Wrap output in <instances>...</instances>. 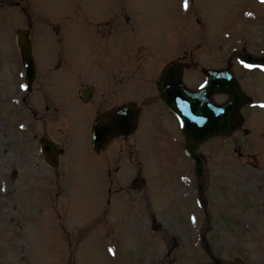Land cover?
Here are the masks:
<instances>
[{
    "label": "rangeland",
    "instance_id": "374dc122",
    "mask_svg": "<svg viewBox=\"0 0 264 264\" xmlns=\"http://www.w3.org/2000/svg\"><path fill=\"white\" fill-rule=\"evenodd\" d=\"M260 3L0 0V264H264V58L242 82L253 98L245 123L192 154L169 111L94 151L100 101L76 96L84 82L110 106L140 105L186 53L200 64L186 72L195 87L203 68L264 52V36L248 29ZM21 29L42 88L30 98ZM45 121L65 142L56 169L40 150Z\"/></svg>",
    "mask_w": 264,
    "mask_h": 264
},
{
    "label": "water",
    "instance_id": "95a60500",
    "mask_svg": "<svg viewBox=\"0 0 264 264\" xmlns=\"http://www.w3.org/2000/svg\"><path fill=\"white\" fill-rule=\"evenodd\" d=\"M19 45L26 75L31 83L35 76L31 42L24 34H20ZM162 82L163 95L173 112L181 117L183 132L189 136V148H196L214 135H227L244 121L238 111L248 99L228 71L212 73L207 87L193 92L182 83L181 72L174 63L165 70ZM217 91L229 93L231 100L222 106L216 104L211 96ZM137 113L136 107L128 104L99 118L94 125L93 147L102 149L115 134L130 135L137 126ZM117 116L124 119L118 124L110 123L111 118Z\"/></svg>",
    "mask_w": 264,
    "mask_h": 264
},
{
    "label": "flooded vegetation",
    "instance_id": "af4514ba",
    "mask_svg": "<svg viewBox=\"0 0 264 264\" xmlns=\"http://www.w3.org/2000/svg\"><path fill=\"white\" fill-rule=\"evenodd\" d=\"M263 7H264V4H263ZM263 12H264V8H263ZM251 26H252V28L254 29L255 32L264 33V14H262V17H261L260 20H257L256 22H253V24ZM232 67H234V64H232ZM234 72L237 74V72L235 70H234ZM77 86H78V90H77L78 92H77L76 96L79 98V100H83V96H82L83 92L86 91L85 95L87 96V91H90L89 90L90 86L86 85L84 82H80V84L77 85ZM153 97L155 98V100L157 102L162 101L159 92H157ZM92 100H91V102H92Z\"/></svg>",
    "mask_w": 264,
    "mask_h": 264
},
{
    "label": "snow or ice",
    "instance_id": "6c2138e0",
    "mask_svg": "<svg viewBox=\"0 0 264 264\" xmlns=\"http://www.w3.org/2000/svg\"><path fill=\"white\" fill-rule=\"evenodd\" d=\"M242 64L244 63L243 60L240 61ZM249 67H252V65H248ZM23 87L27 88V85H24ZM201 87H207V82H205V84L201 85ZM124 119V117H112L110 120V123L112 124H118L120 123L122 120Z\"/></svg>",
    "mask_w": 264,
    "mask_h": 264
},
{
    "label": "trees",
    "instance_id": "16d2710c",
    "mask_svg": "<svg viewBox=\"0 0 264 264\" xmlns=\"http://www.w3.org/2000/svg\"><path fill=\"white\" fill-rule=\"evenodd\" d=\"M233 229H234V227L233 226H231Z\"/></svg>",
    "mask_w": 264,
    "mask_h": 264
}]
</instances>
